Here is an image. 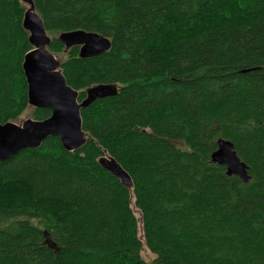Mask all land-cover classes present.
I'll list each match as a JSON object with an SVG mask.
<instances>
[{"label":"trees","instance_id":"obj_1","mask_svg":"<svg viewBox=\"0 0 264 264\" xmlns=\"http://www.w3.org/2000/svg\"><path fill=\"white\" fill-rule=\"evenodd\" d=\"M33 1L79 101L102 84L118 93L81 110L82 149L50 137L0 163V264H264V0ZM27 8L0 0V125L30 108ZM79 30L111 49L82 59L59 40ZM220 139L248 183L212 161Z\"/></svg>","mask_w":264,"mask_h":264},{"label":"water","instance_id":"obj_2","mask_svg":"<svg viewBox=\"0 0 264 264\" xmlns=\"http://www.w3.org/2000/svg\"><path fill=\"white\" fill-rule=\"evenodd\" d=\"M27 6L24 28L29 33L32 47L23 63L28 82L29 106L48 109L51 116L43 121L26 120L22 126L14 122L0 125V163L26 149H38L50 137L58 138L68 152L82 149L87 138L83 130L81 110L99 99L115 96V85L102 84L87 90V98L80 102L79 92L72 88L61 71L60 62L49 50L51 38L44 22L36 12L33 0H22ZM59 40L66 49L80 47V57L90 59L99 57L112 47L109 38L98 33L71 31L60 34ZM212 161L226 167L229 176H237L245 183L250 181L248 167L237 156L234 145L224 139L218 141V149ZM101 167L131 188L133 181L127 171L111 156L100 159ZM48 237V236H47ZM50 243V241L48 240Z\"/></svg>","mask_w":264,"mask_h":264},{"label":"rangeland","instance_id":"obj_3","mask_svg":"<svg viewBox=\"0 0 264 264\" xmlns=\"http://www.w3.org/2000/svg\"><path fill=\"white\" fill-rule=\"evenodd\" d=\"M28 119H34L33 118V108L30 107L21 117L16 123L19 126H22L23 123L28 120ZM179 147H183L182 144L180 143H176ZM132 208L134 210V213L136 215V217L139 220V236L142 238V241L144 242V246H143V251H142V257L146 262H151L153 261L156 256L149 250V248L146 246L145 244V239H144V233H143V229H142V222H141V213L139 212V210L136 208L135 206V199L133 198L132 200ZM8 225V223L3 222L0 220V229L5 228Z\"/></svg>","mask_w":264,"mask_h":264}]
</instances>
